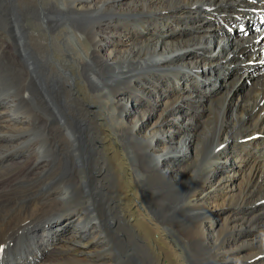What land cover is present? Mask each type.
<instances>
[{
  "label": "bare ground",
  "instance_id": "6f19581e",
  "mask_svg": "<svg viewBox=\"0 0 264 264\" xmlns=\"http://www.w3.org/2000/svg\"><path fill=\"white\" fill-rule=\"evenodd\" d=\"M263 9L0 0V264H264Z\"/></svg>",
  "mask_w": 264,
  "mask_h": 264
},
{
  "label": "rangeland",
  "instance_id": "374dc122",
  "mask_svg": "<svg viewBox=\"0 0 264 264\" xmlns=\"http://www.w3.org/2000/svg\"><path fill=\"white\" fill-rule=\"evenodd\" d=\"M27 19V18H26ZM26 21H28V20H25V26L27 27L28 25L26 24ZM20 27H22V26H20ZM23 28V27H22ZM24 30H26L25 28H23ZM28 29H30V28H28ZM23 30V31H24ZM239 31V30H238ZM0 33H1V37L4 39V40H7V39H9L10 37H9V35H8V33L7 32H5V31H0ZM258 67L257 68H255L254 70H256L257 72H258ZM253 70V69H252ZM250 72V71H249ZM255 76H256V73H251L250 72V76H247V78L246 79H244V83L245 84H240V85H248V84H250L253 80H254V78H255ZM237 89H238V86L234 89V94L236 93V91H237ZM26 105L27 106H30V105H28V104H24L22 107H23V109H19L18 110V112H19V115H20V117H26L27 116V109H26ZM34 111H35V113H36V115L37 116H42V115H45V111H44V109H38V108H36V106H35V109H34ZM33 112V111H32ZM33 114V113H32ZM177 125H178V123H176ZM180 128L181 129H183L182 128V125H180ZM91 130H92V132H93V135L96 133V130H95V127H93V126H91ZM189 131H191V130H189ZM46 133H48V131L46 130V129H39V130H37V131H35L34 133H33V136H36V135H44V134H46ZM45 136V135H44ZM50 138V140L51 141H53V138L52 137H49ZM28 143H31V141H29ZM50 146L52 147L53 146V142H51V144H50ZM31 149H34V148H32V145L31 144H28L27 145V147L25 146H21L20 147V149L18 150L19 152H16V155L18 154V157L17 158H13L12 160H19V159H24L25 157H26V155L25 154H28V152L29 151H31ZM35 150V149H34ZM43 152H41L40 154H43V155H45V153L44 152H46V149H43L42 150ZM37 151H33V152H31V154H37L36 153ZM23 153V154H22ZM3 155V154H2ZM2 155H0V157L2 156ZM24 158H23V157ZM44 158H45V156H44ZM104 160H103V162H104V172H105V174H106V189L108 190V191H111V192H115L116 191V184H117V180H116V177H115V173L113 172V168H112V162H113V159L112 158H109L108 159V157L106 158V157H104L103 158ZM58 162H59V160H55V164H58ZM20 164V163H19ZM110 164V165H109ZM109 166V167H108ZM4 167V168H3ZM22 166L20 165L19 166V168H21ZM19 168H18V170H19ZM108 169V170H107ZM112 169V170H111ZM11 171V167L9 166V165H7L6 163H1L0 164V172H10ZM110 173V174H109ZM114 174V175H113ZM109 180V181H108ZM115 180V181H114ZM114 185V186H113ZM79 226V225H78ZM71 229H69V228H65V229H62L61 230V232L59 231V233H67V231H70ZM17 247H18V245H17ZM16 247V248H17ZM53 250V248H51V250H48L46 253H50L51 251ZM50 256H55L54 254H51ZM47 262V261H46Z\"/></svg>",
  "mask_w": 264,
  "mask_h": 264
}]
</instances>
